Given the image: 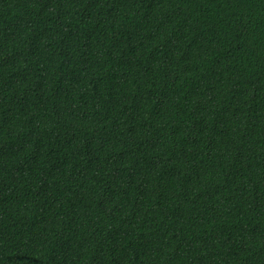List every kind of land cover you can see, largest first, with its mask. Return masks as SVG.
<instances>
[{"label": "trees", "instance_id": "1", "mask_svg": "<svg viewBox=\"0 0 264 264\" xmlns=\"http://www.w3.org/2000/svg\"><path fill=\"white\" fill-rule=\"evenodd\" d=\"M0 264H264V0H0Z\"/></svg>", "mask_w": 264, "mask_h": 264}]
</instances>
